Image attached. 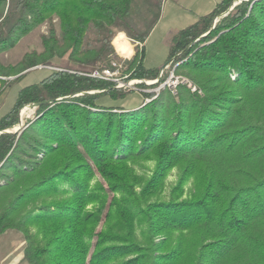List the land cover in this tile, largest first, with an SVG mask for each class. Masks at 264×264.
Returning a JSON list of instances; mask_svg holds the SVG:
<instances>
[{
	"label": "trees",
	"instance_id": "trees-1",
	"mask_svg": "<svg viewBox=\"0 0 264 264\" xmlns=\"http://www.w3.org/2000/svg\"><path fill=\"white\" fill-rule=\"evenodd\" d=\"M238 1L221 0L172 39L163 67L177 65L201 94L163 90L127 109L133 94L91 75L111 68L124 33L143 45L127 63L130 78H158L163 67L145 65V43L165 0H0V54L48 26L41 52L0 65L13 95L0 105V236L21 234L28 264H264V0ZM63 61L30 82L38 66ZM27 106H37L35 119L8 132ZM150 155L155 171L137 199L128 164ZM178 166L180 182L195 175V192L182 200L176 187L168 202H147ZM97 173L126 194L144 245L120 207L113 213L91 189ZM61 185L71 193L64 201L54 198ZM114 221L123 235L98 231ZM174 232L190 238L156 241Z\"/></svg>",
	"mask_w": 264,
	"mask_h": 264
},
{
	"label": "rangeland",
	"instance_id": "rangeland-1",
	"mask_svg": "<svg viewBox=\"0 0 264 264\" xmlns=\"http://www.w3.org/2000/svg\"><path fill=\"white\" fill-rule=\"evenodd\" d=\"M166 1V7H168V5H171L179 9H190L193 4V0H165V2ZM164 10L165 9H162L160 12L156 8L153 10V13L150 14V18L159 15L160 19L151 36L149 37L148 44L145 48L144 63L149 68H162L165 65L169 54V48L172 44V39L176 34V31H173L168 25L169 21L162 20L165 14L164 12H167V10ZM146 11L147 8H143L141 15L148 18V16H146ZM140 16L136 18L135 22L139 27L143 28L145 19ZM47 33V24L37 28L29 36L22 39L14 49L9 52L0 54V65L4 67L15 66L22 60L25 54H29L33 51L41 52L42 36L46 35ZM120 37H125V40H122L123 42L121 41V44L117 42ZM121 45H124L126 49H121V47H119ZM114 46L115 53L110 57L109 60L111 61V65L112 63H116L121 67L119 68L120 71L118 72L117 77L115 76V78L120 79L121 82H125L126 84L129 82L134 83V85L130 88L123 89L133 94V96H130L126 101L124 106L125 108H137L141 106L143 100L149 102L150 99H145V95L147 94H153L155 96L154 98H156V96H158L163 90H167L172 94L173 90L171 88L162 86V84L168 79L172 72H174L175 76L184 78L187 81V85H181L177 88V94L180 88H186L192 93L198 92L199 94H201L199 87L187 76L177 73V65L174 66L173 64H169L161 69L160 73L163 71V75L159 82H156L158 78L154 80L130 78V74L127 72V63L136 55L138 51L141 52L143 45L129 39L124 33H118L114 39ZM64 63L65 62L63 61L57 62L53 66H38L36 69H38L39 72H37V74H35V76L31 78L30 82H39L44 75L52 71L62 70L61 67H64ZM167 72L169 73L166 79L162 81ZM2 79L3 78H0V80ZM10 79L12 80L15 78ZM12 101V91L10 89L3 90L2 83L0 82V105L6 104L8 106ZM36 111L37 109L35 106H27L23 108L19 113L18 125H16L8 132L13 134L20 133L26 126L27 121L35 119ZM155 166L156 162L153 155L129 162L128 168L129 172L131 173L132 183L134 184L133 192L137 194V199H141L140 197L142 195L144 187L151 181L153 173L155 171ZM182 169V166H178L169 171L163 180L162 186L159 188L155 195L147 198V202H168L173 197V195H175V192H177L175 191L176 187L177 189H180V191H182V200L187 199L193 192H195V175L188 176L184 178L182 182H180ZM90 187L91 189H95L96 192H101L103 195H106L108 204L113 205V213H115L117 208L120 207V212H118L117 214L120 213L121 217H123L124 215L125 218L133 224L132 238L139 244L144 245L146 242V226L140 220L136 212L132 210V206L128 202L125 203L123 201V198L127 197L126 194L110 191L108 181L99 173H97L91 181ZM59 188V193L54 196L56 200L64 201L71 197V193L68 192L67 187L61 185ZM101 188L103 190H100ZM144 202L143 200L141 201L140 206L142 208H145ZM88 210H93V206L90 205L88 207ZM98 231H107L119 235H123L126 232L123 225L119 224L116 221L99 225ZM183 237L185 240H188L190 238L189 235H182L179 232H174L163 235L162 237L160 236L158 239H156V241L159 242L165 240L166 244H169L171 242H173L174 244ZM24 248L25 243L21 234L14 231H9L5 235L0 236V261L3 262L1 264H28L24 260Z\"/></svg>",
	"mask_w": 264,
	"mask_h": 264
},
{
	"label": "crops",
	"instance_id": "crops-1",
	"mask_svg": "<svg viewBox=\"0 0 264 264\" xmlns=\"http://www.w3.org/2000/svg\"><path fill=\"white\" fill-rule=\"evenodd\" d=\"M220 1L221 0H193L192 7L190 9H179L171 5H168V7H166V1L163 5V9L167 10V12L164 10L165 14L162 20H168V25L171 27V29L178 33L179 31L195 24L198 17L207 15L212 12V10ZM147 44L148 40L145 43V48ZM1 263L3 262L0 261V264Z\"/></svg>",
	"mask_w": 264,
	"mask_h": 264
},
{
	"label": "built area",
	"instance_id": "built-area-1",
	"mask_svg": "<svg viewBox=\"0 0 264 264\" xmlns=\"http://www.w3.org/2000/svg\"><path fill=\"white\" fill-rule=\"evenodd\" d=\"M240 2L241 1H239L235 5L239 4ZM119 68H121V67L118 64L112 63L111 68L104 69L103 71L94 72L91 75V77L97 78L100 80H104L107 82H112V83H114L115 87H117L118 89L130 88L131 86L134 85L133 82H129L126 84L125 82H121L120 79L115 78V76L117 77V74L120 71ZM162 75H163V71L160 73L156 82L160 81ZM181 85H183V86L187 85L186 79L175 76L174 72H172L171 75L168 77V79L162 84L163 87L171 88L173 90L172 94H174L175 96L177 95V88Z\"/></svg>",
	"mask_w": 264,
	"mask_h": 264
},
{
	"label": "bare ground",
	"instance_id": "bare-ground-1",
	"mask_svg": "<svg viewBox=\"0 0 264 264\" xmlns=\"http://www.w3.org/2000/svg\"><path fill=\"white\" fill-rule=\"evenodd\" d=\"M122 40H125V37H120V38L118 39L117 42L121 44V41H122ZM122 42H123V41H122ZM119 47H121V49H126L124 45H121V46H119ZM25 110H26V109H25Z\"/></svg>",
	"mask_w": 264,
	"mask_h": 264
},
{
	"label": "water",
	"instance_id": "water-1",
	"mask_svg": "<svg viewBox=\"0 0 264 264\" xmlns=\"http://www.w3.org/2000/svg\"><path fill=\"white\" fill-rule=\"evenodd\" d=\"M35 107H37V106H35Z\"/></svg>",
	"mask_w": 264,
	"mask_h": 264
}]
</instances>
